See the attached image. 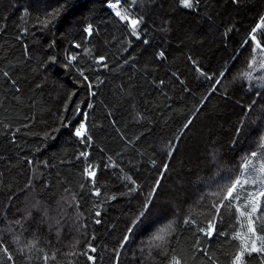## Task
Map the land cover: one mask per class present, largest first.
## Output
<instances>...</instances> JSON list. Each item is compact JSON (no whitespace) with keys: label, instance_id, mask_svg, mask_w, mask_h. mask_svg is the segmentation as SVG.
I'll return each mask as SVG.
<instances>
[{"label":"trees","instance_id":"16d2710c","mask_svg":"<svg viewBox=\"0 0 264 264\" xmlns=\"http://www.w3.org/2000/svg\"><path fill=\"white\" fill-rule=\"evenodd\" d=\"M108 2L92 0L90 14L63 13L44 27L57 0H0V244L8 249L0 264H45V255L47 264H170L174 255L182 264H230L246 220L222 208L213 238L198 227L216 215L210 192L235 179L245 159L249 173L264 162V68L259 55L249 68L250 42L241 48L264 15V0H199L195 10L178 0H136L129 12L143 17L139 40ZM130 3L122 0L121 8ZM87 23L91 37L82 34ZM257 35L264 43V30ZM68 55L77 58L64 67ZM81 121L83 143L72 135ZM89 165L94 178L84 175ZM252 190L245 186L242 195ZM189 215L195 225L184 223ZM168 225L167 241L150 247Z\"/></svg>","mask_w":264,"mask_h":264},{"label":"snow or ice","instance_id":"6c2138e0","mask_svg":"<svg viewBox=\"0 0 264 264\" xmlns=\"http://www.w3.org/2000/svg\"><path fill=\"white\" fill-rule=\"evenodd\" d=\"M121 2L122 0H110V2L107 3V8H109L112 13L115 15L116 18L120 22L126 23L128 25V28L130 30V34L132 37H135L137 40L141 39L140 33L138 32L139 26L143 23V17H132L129 9L133 8L135 5L136 0H131V3L128 5V8H121ZM199 0H178V6L181 9L186 10H195V8L198 5ZM237 0H233V3H236ZM58 7L53 9L52 11H49L46 13L45 18L42 20V25L44 27H48L54 20L61 17L63 13H68L69 15H72L75 12H87L91 13L94 11L90 7V4L92 3V0H57ZM90 17L88 15L83 16L84 20H88ZM232 29H228L227 31H231ZM264 30V15L260 16L259 22L256 23L255 27L251 29V31L248 33V39L244 41V44L241 46L243 49L245 46L249 44V42L252 44V59L249 61V68H252L254 66V63L256 62L257 55L261 58V67L264 68V43L261 42L260 39H258V31ZM82 34H87L88 37H91L93 35V25L91 23L85 24V26L82 29ZM149 43L148 40H144V44L147 45ZM72 47L79 48L80 45L73 43ZM87 51V49H85ZM27 55V52L25 53ZM164 52H160L157 56V58H163ZM75 55H68L66 57L67 64L64 65V67H69L74 60H76ZM50 61L55 62V57H50ZM105 57L100 56L97 60L98 64H102ZM195 63V62H193ZM107 67V65H104ZM197 72H200V68L197 67ZM81 76H84V72L80 71L79 73ZM5 76L8 75L7 72L4 73ZM221 77L225 75L224 72H222ZM245 79L251 80V73H244L243 74ZM85 79H87L86 76H84ZM209 80L213 79L212 77H208ZM220 80H216V84L212 85V90H215L216 86L220 84ZM161 83H163L161 81ZM39 87V85H37ZM261 87H264V84L261 85ZM89 89H91V84H89ZM19 91V89H17ZM92 95H95L92 93ZM257 95H260L258 92ZM203 103V101H201ZM253 104H255V101H253ZM67 107V105H66ZM89 108H92V104H88ZM251 108V105L249 106ZM77 112H81V109L77 108ZM85 116V119L87 118V113H83ZM63 119V117H62ZM191 121H189L187 124L184 125V129H187ZM70 126V125H66ZM237 135L241 132V128H237L236 130ZM47 135V134H46ZM72 135H74L77 138L81 139V143L84 142L82 138L86 135V124L84 121H81L78 125V127L75 128L74 132H72ZM88 141L91 142V137H87ZM260 148L264 149V136L260 137ZM175 151V146H171V150L167 152V155L171 157L173 155V152ZM81 156L87 157V152L80 153ZM250 156L252 158H256L258 156L257 151H252L250 153ZM111 159V157H109ZM153 163H155L153 161ZM29 164H31V161H29ZM250 161L248 159H245L244 163H241L239 165L240 167V173L235 177V179H232L231 177L228 178H222L225 179V183L218 186V189L215 192H210L209 195L211 197H215L216 200H218V203L216 200L213 201L211 204V209H213L216 213V215L212 216L211 219L207 221L206 227H198V232L206 236L207 238L211 239L213 238L214 234H216V221L219 216L222 215L221 209L225 208L229 211H231L234 208L236 220L238 223L246 220V233L237 232L235 233L234 238L240 241V247L239 250L236 251L234 254L231 255L230 264H245L246 258L251 257L253 254H257L261 257V264H264V224L260 223L259 215L260 213H264V162L260 163L258 168H253L252 172H248ZM168 169V163H164L163 165V171L161 172L160 178H157L155 181V187H153L152 192L155 193L157 188L160 186L161 179L163 178V173L166 172ZM96 174V170L91 166H87L84 168V175L89 178H94ZM124 179H127L133 187L129 189L130 192H136V182L132 179L131 176H125ZM245 186H254V190L247 191L246 196L242 195V193L245 191ZM67 191V190H66ZM95 195H99V190L97 189L94 192ZM153 197L150 195L148 200L151 201ZM11 199V197H9ZM203 199V197L201 198ZM146 202L143 205V208L145 209V212L149 210L150 203ZM78 206V205H77ZM145 212H141V216L145 215ZM97 216L100 215L99 212L96 213ZM140 217H137V220H139ZM136 220L133 221V224H136ZM19 223V221H17ZM96 223H100L99 220L96 221ZM185 224H196V221L191 218V215L185 217ZM243 227V225H242ZM133 231L132 228L128 229V232L131 233ZM173 229L171 225L165 226L163 228L158 229L151 237H150V247H159L163 245L168 237L171 235ZM221 236L225 235V233H219ZM129 240V236L126 234L123 237V240L121 241V246L123 247L124 243H126ZM19 242V241H18ZM27 247L31 248L32 243L29 242ZM0 251H3L4 253H8V249L3 244H0ZM92 252H95V248H91ZM87 255V253H85ZM119 255V253H117ZM8 260H12V256H7ZM45 264H47L48 256L45 255L43 257ZM88 261H94V257L92 255H87ZM170 264H182V261L177 256H172L170 260ZM213 264H216V261H213Z\"/></svg>","mask_w":264,"mask_h":264},{"label":"rangeland","instance_id":"374dc122","mask_svg":"<svg viewBox=\"0 0 264 264\" xmlns=\"http://www.w3.org/2000/svg\"><path fill=\"white\" fill-rule=\"evenodd\" d=\"M247 223V222H246ZM246 231H247V229H246Z\"/></svg>","mask_w":264,"mask_h":264}]
</instances>
